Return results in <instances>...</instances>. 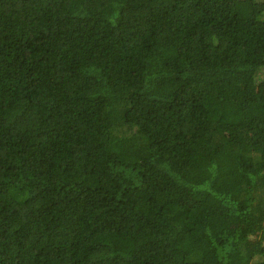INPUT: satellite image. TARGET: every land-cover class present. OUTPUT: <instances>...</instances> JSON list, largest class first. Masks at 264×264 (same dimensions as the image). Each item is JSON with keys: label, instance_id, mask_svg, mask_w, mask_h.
<instances>
[{"label": "trees", "instance_id": "trees-1", "mask_svg": "<svg viewBox=\"0 0 264 264\" xmlns=\"http://www.w3.org/2000/svg\"><path fill=\"white\" fill-rule=\"evenodd\" d=\"M0 264H264V0H0Z\"/></svg>", "mask_w": 264, "mask_h": 264}]
</instances>
